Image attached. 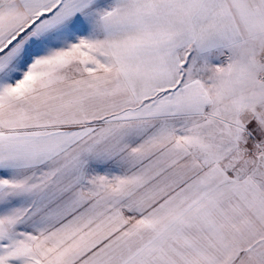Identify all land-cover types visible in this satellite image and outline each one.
Returning a JSON list of instances; mask_svg holds the SVG:
<instances>
[{
  "label": "snow or ice",
  "instance_id": "6c2138e0",
  "mask_svg": "<svg viewBox=\"0 0 264 264\" xmlns=\"http://www.w3.org/2000/svg\"><path fill=\"white\" fill-rule=\"evenodd\" d=\"M0 264H264V0H0Z\"/></svg>",
  "mask_w": 264,
  "mask_h": 264
}]
</instances>
